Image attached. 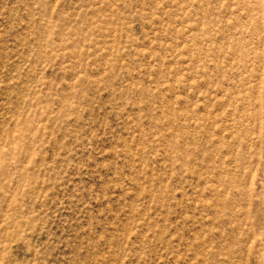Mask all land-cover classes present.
<instances>
[{
	"label": "rangeland",
	"instance_id": "rangeland-1",
	"mask_svg": "<svg viewBox=\"0 0 264 264\" xmlns=\"http://www.w3.org/2000/svg\"><path fill=\"white\" fill-rule=\"evenodd\" d=\"M0 264H264V0H0Z\"/></svg>",
	"mask_w": 264,
	"mask_h": 264
}]
</instances>
